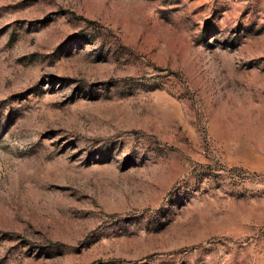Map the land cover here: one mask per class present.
Instances as JSON below:
<instances>
[{
    "label": "rangeland",
    "instance_id": "rangeland-1",
    "mask_svg": "<svg viewBox=\"0 0 264 264\" xmlns=\"http://www.w3.org/2000/svg\"><path fill=\"white\" fill-rule=\"evenodd\" d=\"M0 264H264V0H0Z\"/></svg>",
    "mask_w": 264,
    "mask_h": 264
}]
</instances>
